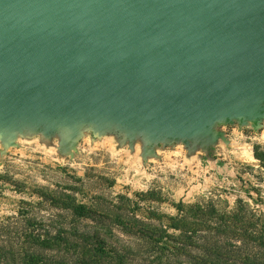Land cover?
Masks as SVG:
<instances>
[{
  "label": "water",
  "instance_id": "obj_1",
  "mask_svg": "<svg viewBox=\"0 0 264 264\" xmlns=\"http://www.w3.org/2000/svg\"><path fill=\"white\" fill-rule=\"evenodd\" d=\"M264 118V0H0V139L116 128L194 146Z\"/></svg>",
  "mask_w": 264,
  "mask_h": 264
},
{
  "label": "rangeland",
  "instance_id": "obj_2",
  "mask_svg": "<svg viewBox=\"0 0 264 264\" xmlns=\"http://www.w3.org/2000/svg\"><path fill=\"white\" fill-rule=\"evenodd\" d=\"M213 127L220 135L205 145L166 140L154 143L151 153L140 132L130 138L113 128L100 135L89 125L71 151L63 148L60 130L25 128L10 147L0 139V222L18 215L25 201L38 215L52 214L39 190L69 184L80 188L75 194L84 201L127 195L142 215L150 208L173 215L182 201L210 199L221 209L243 199L264 215V165L255 154L264 147V118H232ZM143 192L155 200H139Z\"/></svg>",
  "mask_w": 264,
  "mask_h": 264
},
{
  "label": "trees",
  "instance_id": "obj_3",
  "mask_svg": "<svg viewBox=\"0 0 264 264\" xmlns=\"http://www.w3.org/2000/svg\"><path fill=\"white\" fill-rule=\"evenodd\" d=\"M255 154L264 165V147ZM78 188L44 186L41 204L55 212L38 215L25 201L1 221L0 264H264V215L243 199L231 209L210 199L182 201L173 215L152 208L142 215L127 195L84 201Z\"/></svg>",
  "mask_w": 264,
  "mask_h": 264
}]
</instances>
